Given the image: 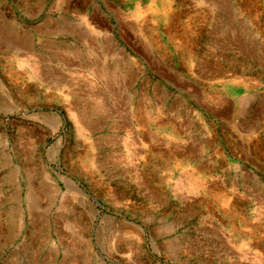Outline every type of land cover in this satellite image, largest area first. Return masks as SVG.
Returning a JSON list of instances; mask_svg holds the SVG:
<instances>
[{
    "label": "rangeland",
    "instance_id": "rangeland-1",
    "mask_svg": "<svg viewBox=\"0 0 264 264\" xmlns=\"http://www.w3.org/2000/svg\"><path fill=\"white\" fill-rule=\"evenodd\" d=\"M182 2L159 6L179 9ZM62 5L0 0V264H264V234L229 225L230 232L205 238L199 232L209 224L202 219L217 212L210 205L179 208L166 201L165 179L144 178L138 170L127 185L121 164L127 168L128 155L120 153L119 130L107 121L115 102L102 93L83 104V45L59 36L60 53L73 66L59 64L50 51L52 35L41 23ZM214 6L215 39L231 45L225 55L232 68L253 71L264 83V0H215ZM150 85L155 96L139 89L135 101L140 112L151 103L155 119L164 104L175 111L192 104L175 93L161 97L163 86ZM262 96L244 100L242 113L233 103L244 127L247 111L264 107ZM118 102L121 110L128 99ZM151 156L154 165L159 155Z\"/></svg>",
    "mask_w": 264,
    "mask_h": 264
},
{
    "label": "crops",
    "instance_id": "crops-1",
    "mask_svg": "<svg viewBox=\"0 0 264 264\" xmlns=\"http://www.w3.org/2000/svg\"><path fill=\"white\" fill-rule=\"evenodd\" d=\"M129 1L132 7L123 6ZM159 1L63 0L41 26L52 35L50 51L59 64L76 63L61 55L60 35L83 45V104H92L102 93L115 102L107 121L119 130L120 153L128 155L127 168L121 164L129 172L128 186L138 170L141 177L165 179L161 186L171 194L166 201L179 208L210 205L217 212L202 219L209 224L199 232L205 238L219 237L223 229L230 232L229 225L264 234V107L248 110L244 127L232 106L244 112V100L264 96V83L253 71L232 68L225 55L231 45L215 39V0H183L181 8L166 10ZM104 2L112 9H105ZM120 19L125 20L122 25ZM151 82L163 86L161 97L175 93L191 106L175 111L164 104L160 119L151 103L140 112L136 92L155 96ZM123 98L128 103L120 110ZM180 180L190 186H176ZM255 200L260 201L258 209L252 208Z\"/></svg>",
    "mask_w": 264,
    "mask_h": 264
},
{
    "label": "bare ground",
    "instance_id": "bare-ground-1",
    "mask_svg": "<svg viewBox=\"0 0 264 264\" xmlns=\"http://www.w3.org/2000/svg\"><path fill=\"white\" fill-rule=\"evenodd\" d=\"M37 67V66H36Z\"/></svg>",
    "mask_w": 264,
    "mask_h": 264
}]
</instances>
